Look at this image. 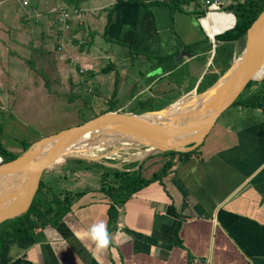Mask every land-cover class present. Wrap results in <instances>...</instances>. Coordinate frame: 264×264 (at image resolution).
<instances>
[{
  "label": "crops",
  "instance_id": "1",
  "mask_svg": "<svg viewBox=\"0 0 264 264\" xmlns=\"http://www.w3.org/2000/svg\"><path fill=\"white\" fill-rule=\"evenodd\" d=\"M138 1L151 3L162 0ZM58 2L83 10L81 17L71 22V30L67 34L70 37L72 32L74 36L70 38L73 41L69 50L76 48L72 52L76 53L78 61L69 66L60 55L57 59L51 54L48 59L49 54H46L43 62L37 57L36 65L39 67L40 64L47 86L39 75L38 86L32 84L33 91L29 93L32 101L27 103L30 105L49 102L50 107H57L64 90H58L57 94L53 92V87L57 83L55 80L61 76L65 78L63 84L72 97L88 104L82 97L78 81L87 83L93 80L94 90L96 85L106 83V73H102L105 57L109 60L106 64L110 68L108 74L118 75L121 80L128 72L125 66L120 68L115 59L122 64L131 60L133 54L168 59L183 49L178 47L180 43L171 32V12L166 5L117 0H74L72 4L68 0H56L54 4ZM109 11L110 20L107 23ZM173 28L180 37L181 45L201 40L202 45L208 37L197 13L174 10ZM15 33L14 38L17 39L19 32ZM14 41L13 47L23 49L18 41ZM80 45L83 48L79 49ZM213 54L212 50L201 51L199 55H204V67L195 83L178 99L188 93H199L198 81L209 71ZM13 55L19 59L16 52ZM191 57H183L182 60L188 61ZM78 63L85 68L83 72L78 73ZM50 66L56 71L52 78H49L52 74ZM162 71L152 81L167 77L172 70ZM214 71L220 77L216 67ZM33 74L29 73L28 77L36 78ZM120 83L122 86L117 94L122 90L123 79ZM141 86L138 91L134 85L131 87L130 91L135 90L130 99L145 91L153 92L149 93L150 98L155 96L150 84L144 88ZM147 87L149 90H145ZM28 90L31 91L30 88ZM39 91L45 99L33 102ZM259 95H264V91ZM73 105L74 101L67 104ZM236 105L240 119L224 122L217 131L211 129L214 131L213 138L206 141V135L200 148L186 161H179L175 156L168 173L162 177V183L154 181L138 188L123 202L119 200L120 196H111L112 192L109 197L96 184L82 196L74 198L58 222L53 223L55 216L51 213L48 215L51 222L36 228L31 237L6 240L0 246V264H190L195 257L208 258L210 264H264V112L260 107L250 106L251 111H247ZM130 159L136 162V157ZM167 159L168 156L154 154L136 164L128 163L130 167L122 168L120 164L116 169L132 171L142 163L140 175L148 178L155 171L152 170L153 165L162 166ZM110 176L113 177L110 182L116 185L114 175ZM102 184L100 182V186H104ZM49 191L51 195L56 192ZM50 194L47 189V195ZM116 200L120 203H113ZM110 204L116 208L115 225L108 223ZM52 207L56 208V205ZM101 221L108 226L111 237V244L104 250L96 248L89 233L91 226Z\"/></svg>",
  "mask_w": 264,
  "mask_h": 264
},
{
  "label": "rangeland",
  "instance_id": "2",
  "mask_svg": "<svg viewBox=\"0 0 264 264\" xmlns=\"http://www.w3.org/2000/svg\"><path fill=\"white\" fill-rule=\"evenodd\" d=\"M24 1H27L28 4L24 5ZM55 1L56 0H45V2H39L38 0H0L1 141L2 145L13 153L20 154L23 152V144H31L33 140L40 139L51 132H55L57 130L59 131L61 128L79 124L89 118H92L96 114H99L102 110L108 109V106L111 104H114V108L120 107L136 112H144L147 108H151L150 110L163 108L166 104L168 105L176 102V99L179 100L181 97L179 99L177 97L180 96L184 90L189 89L195 83L199 72L204 67V55H199V53L194 54L188 61H179L177 60V57L174 56V61L176 60L175 62L176 64L178 63L177 66H179H176L177 68L172 70L169 73L170 75L168 74L167 77H162L158 81L154 82L152 81L153 78L157 77L162 71L161 66L155 65V57H146V55L143 54H133L132 59L128 60L125 64H122L118 59L114 60L120 68L125 66L128 72V74L122 78L123 87L118 94L117 90L122 86L120 85L122 79L120 80L118 75L111 76L108 74L110 71L102 72L106 73L105 79L107 80L106 83L96 85V90L93 88L95 86L93 80L89 81L90 84L84 83V81H78L77 85H79L81 93H83L82 97H84L83 99H86L88 103L85 104L83 102L84 104H82L80 98L72 97L71 92L66 89L67 86L63 84V80L65 81V78L61 76L55 80L57 83L53 87V92L57 94L64 90V95L61 96L62 100L60 99L59 103H57L58 105L56 104L57 107H50L49 102H43L39 105L34 104V107L33 104L30 105L27 102L32 101L29 95V93H32L33 91L32 84L35 87L38 86L39 82L37 83V80L39 79L40 72H43L40 64L39 67L36 65L37 57H39V59H41L40 61L43 62L46 58L49 59L51 54H54L52 57L59 59L61 56V58H63L69 66L78 61L75 58L76 53L72 52V50L76 51V48L69 51L57 49L59 44L58 37L56 38L55 34L58 31L55 24L52 23V15L48 12V10L52 6L61 5L63 2L54 4ZM73 1L74 0H68L71 4ZM220 1V9L222 11H227L226 6L235 0ZM194 5L191 4L189 6ZM67 6L71 8L68 4ZM189 6L186 8L191 10L192 8H189ZM197 8L199 11L204 10L205 0H199ZM81 11L83 10L81 9ZM36 20L40 21L36 22ZM16 31L19 32L17 39L14 38V35L16 36ZM72 35V32H70V37L69 35H66L62 40L63 44L70 45L71 41H73L71 39L74 38ZM14 40L18 41V43L23 46L24 50L22 47L20 49L13 47L15 42ZM88 43L83 45H88ZM244 44L245 41L236 42L234 45V58H237L240 55ZM60 45L63 46L62 44ZM66 47L70 48L69 46ZM34 48H36V50ZM15 52L17 56H19V59L13 55ZM46 54H49V56L46 57ZM108 63V57H105L103 59V66L105 67ZM209 67L211 70H214L215 64L212 63ZM49 69L52 70V74H50L49 78H52L53 74L56 75V71L51 66ZM77 71L80 73V67ZM31 72H34L33 76L36 78L28 77ZM44 72L46 73V71ZM72 73L75 74L74 72ZM222 75L223 73L220 77H222ZM210 77V75H207L206 79ZM59 80L60 82H58ZM261 80H254L249 87H245V89H243V91H241L238 95V98L241 99L243 97L244 99H251L254 94H260L263 92L264 85ZM144 81L147 82L142 85ZM163 81H166L165 84L162 83ZM148 84H150L155 91L154 97L150 98L149 93L152 94V91V93L145 91L143 93L139 92L140 95L136 96L134 99H130V95L133 94L132 92L135 89L138 91L141 85V88H144V86L146 87ZM133 85L135 89L133 88L132 91H130ZM180 85L182 87L181 89ZM252 87L254 88L253 90H251ZM28 88H30L31 91H29ZM65 90L70 93L65 92ZM145 90H149L148 87ZM200 91H202L201 88L197 92ZM148 98H150V100ZM44 99L45 96L39 91L36 100H33V102L38 103ZM73 101V106H67V104L72 103ZM239 105L240 108L251 111V105ZM237 106L238 105H231L225 109L217 118V121L214 124L215 126L212 127V129L214 128V131H217L224 122L239 120L240 115H238ZM214 131L211 130L210 133L207 134L208 138L206 141L213 138ZM115 145L119 148L112 147L108 144L104 146L105 148L102 150H93V156H90L88 153L82 157H66L62 161L53 163L44 172L42 177V181L45 183L48 193H51L49 190H55L58 192L61 188H70L71 191H77L79 188L86 187L85 190H87L94 188L96 184H99L100 188V182L102 179L101 176L104 169L117 168L120 167V164L122 168L130 167L132 163V159L130 158L136 157L141 149H121L120 143H116ZM138 147L140 148V146ZM145 147L146 146H143L142 148ZM95 153H102L104 155L97 157ZM76 158L83 159V161H77ZM135 160L138 162V157H136ZM128 163L130 165H128ZM82 166H85V168ZM160 168V164H155L153 165L152 170L157 171ZM145 175H149V173H146Z\"/></svg>",
  "mask_w": 264,
  "mask_h": 264
},
{
  "label": "water",
  "instance_id": "3",
  "mask_svg": "<svg viewBox=\"0 0 264 264\" xmlns=\"http://www.w3.org/2000/svg\"><path fill=\"white\" fill-rule=\"evenodd\" d=\"M243 38L245 44L238 65L231 71V63L223 73L222 76H226L231 71L226 81L213 89V94L218 99L207 109L190 114H168L166 112L170 105L168 104L163 108L144 112L129 111L125 108L108 110L79 124L43 136L15 158L1 161L0 178L6 180V185H1L0 189V223L26 212L37 192L44 171L59 159L70 157L67 154L69 147L84 135L108 124L119 123L116 129L109 130L110 134L122 136L125 142L152 148L144 156L139 157V161L163 151L186 152L201 145L219 115L237 99L246 84L250 80H258L255 73L264 58V9L248 27ZM209 41L214 53L217 45L214 36L212 39L209 37ZM191 56L192 53L183 49L176 55L180 61L183 57ZM218 80L219 77L198 94L212 91L211 88ZM190 94L185 96H192ZM7 200L10 201L5 205Z\"/></svg>",
  "mask_w": 264,
  "mask_h": 264
},
{
  "label": "trees",
  "instance_id": "4",
  "mask_svg": "<svg viewBox=\"0 0 264 264\" xmlns=\"http://www.w3.org/2000/svg\"><path fill=\"white\" fill-rule=\"evenodd\" d=\"M130 2V3H140L143 5H166L170 9V29L172 34L174 35L177 43H180L178 47L183 48L187 52H191L193 54L201 53V51H207L211 50V44L209 42L208 37L205 38L204 44L201 45V41H197L195 43L191 44H183L181 45L180 37L177 35V33L174 31L173 28V11L178 9L183 12L188 13H197L199 14L200 18H203L205 15V8L202 11H199L198 4L199 0H162L157 2H139L138 0H117V2ZM195 3V5H194ZM193 4L194 8L191 10L187 9L186 7ZM76 8H79L75 6ZM264 9V0H235L232 3H229L226 6V10L228 12H232L235 16V24L232 27L234 23L233 15L231 14H210L213 16H220L224 15L228 17L229 26L227 29L222 31L221 33H217L214 35L215 41L217 42V45L214 48V54L212 57V62L215 64V67L219 71V75L224 73L226 69L231 65L234 57V45L237 41H244L243 35L245 34L248 27L251 25V23L255 20V18L258 16V14ZM110 12H108V20L109 22L110 18ZM204 15V16H203ZM107 26V24H106ZM177 35V36H176ZM83 48L82 45L79 46V49ZM146 57H150L149 55H146ZM166 57H155L156 60V66H161L163 69L162 72H167L169 70L175 69L177 66L176 62L174 61V55L171 56V58L165 59ZM108 65L106 67H103V72L110 70ZM83 72V71H82ZM43 73V72H42ZM40 72V75H43L45 85L47 86V81L45 79V74H42ZM210 75V78L206 79V76ZM218 78V73L214 70H211L204 73L202 76L200 82L198 83V90L201 88L206 89L209 87L212 83L216 81ZM254 80H250L245 87H249ZM261 82L264 85V77L261 80ZM115 92V91H114ZM201 92V91H200ZM251 99H240L237 97L235 101L231 105L236 104H246L251 105V107H260L262 108L264 112V95L260 96L259 94H254ZM167 105V104H166ZM230 105V106H231ZM114 104H111L108 106V109L102 110L100 113L108 111V110H114ZM151 108H147L144 111H149ZM97 115V114H96ZM1 133H2V125L0 124V156L2 158V161H9L13 158H15L18 154L13 153L9 151L7 148H5L2 145L1 141ZM31 144L24 145L22 150L27 149ZM201 146V145H199ZM197 146L193 150L181 152V151H163L161 153H157L160 155L168 156V159L162 164L161 168L157 171H154L148 178H144L140 175V167L132 171H124V170H118L116 168H106L102 172L101 176V183L104 186H100L99 190H104L105 194H107L109 197H119L120 201H124L128 196L131 195L133 191H136L138 188H143L150 184L151 182L158 181L162 183V177L165 176L168 173V170L172 166V160L175 156H177L179 161H186L193 153H196L197 149L199 148ZM153 155H149L147 158L151 157ZM146 159V158H145ZM144 159V160H145ZM77 161H83V159L76 158ZM143 160V161H144ZM136 164V162H132ZM131 163V164H132ZM85 168V166H82ZM81 169V166H80ZM114 175L116 185H113L110 181L113 180V177L110 176V174ZM110 177V178H109ZM55 191V190H53ZM85 188L83 190L79 189L77 191H71L66 188H61L58 190V192H54L52 195H46L47 194V187L45 186V183L40 179V183L36 192V196L31 202L29 208L27 211L23 214L18 215L17 217L7 219L0 223V246L4 244L6 240L9 238H15V237H31L34 235V232L36 228L40 226H44L47 223H50V219L48 218V215L51 213L55 216V222H58L59 219H61L62 215L66 210H68L69 206L73 203V199L77 198L79 196H82V194L85 192ZM112 192V195H111ZM43 195H39V194ZM111 195V196H110ZM50 197V198H49ZM120 203L119 201H114L113 203L117 204ZM56 205L55 207H52V205ZM59 206V208H58ZM108 213H109V221L108 223H112L115 225L117 213L116 208L113 204H110L108 207Z\"/></svg>",
  "mask_w": 264,
  "mask_h": 264
},
{
  "label": "bare ground",
  "instance_id": "5",
  "mask_svg": "<svg viewBox=\"0 0 264 264\" xmlns=\"http://www.w3.org/2000/svg\"><path fill=\"white\" fill-rule=\"evenodd\" d=\"M223 13L231 14L230 12L227 11L209 12L206 16L201 18V25L205 31L207 30L206 33H208L207 35L211 39L216 33H221L226 28H228L227 16L224 15L213 16L216 14H223ZM241 52L237 58L233 59L231 71L238 65L242 56ZM228 74L226 76L219 77V80L211 88L212 91L202 94L196 93L195 95L190 94L192 96H183L176 102L171 103L168 109L166 110V112L168 114H181V113L190 114L192 112H198L200 110L207 109L208 106L214 104L218 99L217 96L213 94V89H216L219 85L224 83V81H226V79L228 78ZM263 75H264V58L262 60L261 66L258 68L257 72L255 73V77L260 79L263 77ZM116 125H119V123L117 124L113 123L112 125L108 124L94 132L84 135L82 138L76 141L71 147H69L67 154L70 157L85 156L88 153L90 156H93L92 153L93 150L95 149L102 150L105 148L104 146L108 144L111 145L112 147L119 148L118 146L115 145L116 143L121 144L120 146L121 149H130V148L141 149L140 152H138V155H136V157L138 158L144 156L148 151L152 150V148L148 146H146L145 148L142 147L139 148L138 145L123 141L122 136H115L116 134H110L109 130L116 129L117 128ZM102 155L104 154L102 153L96 154L97 157L98 156L100 157ZM62 160L63 159H59V161ZM5 182H6L5 179L0 178V189L2 188L1 185H6ZM9 201L10 200H7L5 205H7Z\"/></svg>",
  "mask_w": 264,
  "mask_h": 264
},
{
  "label": "built area",
  "instance_id": "6",
  "mask_svg": "<svg viewBox=\"0 0 264 264\" xmlns=\"http://www.w3.org/2000/svg\"><path fill=\"white\" fill-rule=\"evenodd\" d=\"M24 5H27L28 2L24 1ZM205 16L209 12H218L222 11L221 8V1L220 0H205ZM49 13H51V19H53L52 23L55 24L57 28V33L55 34V37H58V50L68 51L69 48L66 46L72 45H65L63 44L62 40L67 35V33L71 30V22L76 18L81 17V9L76 7L69 8L66 3H62L61 5L52 6L49 10ZM233 15L232 12H230ZM40 16V15H39ZM40 20H36V22H39ZM234 24V23H233ZM233 26V25H232ZM62 37V38H59ZM62 44L63 46H61ZM78 60V57H75ZM85 68L80 66V72L84 71ZM87 84H90L89 81H87ZM2 161L0 157V162ZM210 260L208 258H200L195 257L192 260H190V264H209Z\"/></svg>",
  "mask_w": 264,
  "mask_h": 264
},
{
  "label": "clouds",
  "instance_id": "7",
  "mask_svg": "<svg viewBox=\"0 0 264 264\" xmlns=\"http://www.w3.org/2000/svg\"><path fill=\"white\" fill-rule=\"evenodd\" d=\"M89 233L90 238L95 243L97 249H107L111 244V237L108 231V226L104 222L101 221L98 224H93L89 230Z\"/></svg>",
  "mask_w": 264,
  "mask_h": 264
}]
</instances>
